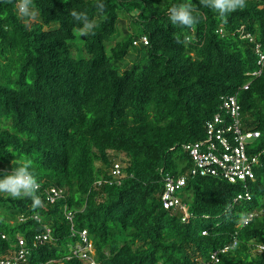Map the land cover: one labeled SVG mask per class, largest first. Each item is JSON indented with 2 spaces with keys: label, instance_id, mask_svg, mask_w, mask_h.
I'll return each instance as SVG.
<instances>
[{
  "label": "trees",
  "instance_id": "trees-1",
  "mask_svg": "<svg viewBox=\"0 0 264 264\" xmlns=\"http://www.w3.org/2000/svg\"><path fill=\"white\" fill-rule=\"evenodd\" d=\"M255 44L264 53V0H0V254L86 264L70 256L85 230L96 264H198L233 237L214 264H264V216L241 222L264 205ZM227 96L260 132L249 144L259 153L251 199L233 202L240 183L195 176L177 192L187 216L164 208V174L187 173L182 145L204 138ZM112 153L124 155L120 184ZM49 186L63 191L53 204Z\"/></svg>",
  "mask_w": 264,
  "mask_h": 264
},
{
  "label": "built area",
  "instance_id": "built-area-1",
  "mask_svg": "<svg viewBox=\"0 0 264 264\" xmlns=\"http://www.w3.org/2000/svg\"><path fill=\"white\" fill-rule=\"evenodd\" d=\"M21 2H17L19 5ZM244 37L253 40L252 35L245 34ZM142 42L147 43V38L142 36L140 40H134V44ZM255 51L259 52L258 64L264 65V53L260 52V44H255ZM260 73V70L252 72V74ZM248 84L244 85V88ZM220 112H216L212 118L205 122L204 138L186 142L182 145L183 150L188 154L191 164L186 174L173 175L166 173L163 176V191L161 192V202L166 209H179L183 211V215L187 216L185 205L181 202L177 192L186 183L187 177L195 176H214L227 180L230 183H240L241 190L232 199L233 202L251 199V192L248 183L255 180L254 167L259 164V153L253 152L250 149V141L257 139L260 132L256 129H246L242 123V112L240 104L235 96H227L222 98V103L219 106ZM222 113L225 115L222 116ZM123 165L119 160H113L110 166V174L115 182L120 184ZM22 185L27 187V176L21 178ZM98 184L100 180L96 181ZM38 185H35L36 188ZM44 202L53 204L58 199L63 197L62 188L49 186L43 189L42 192ZM64 216L70 222L73 218L71 210L63 208ZM264 216V205L258 211L250 212L243 217L241 222L246 224L250 218L255 215ZM35 219H40L35 215ZM20 220L22 217L19 218ZM204 233V232H203ZM21 242V237H18ZM35 240L39 243L50 239V230L45 228L44 232L36 234ZM81 240L71 247L70 256L82 259L86 264H96L93 258V244L88 238L85 230L80 233ZM236 237H233L232 242L222 248L212 251L209 254L208 260L200 261L198 264H214L219 261V255L237 245ZM259 250H264V244L257 246ZM27 251L25 248L13 250L9 253L0 254V264H18L24 262ZM43 263V264H47Z\"/></svg>",
  "mask_w": 264,
  "mask_h": 264
},
{
  "label": "rangeland",
  "instance_id": "rangeland-1",
  "mask_svg": "<svg viewBox=\"0 0 264 264\" xmlns=\"http://www.w3.org/2000/svg\"><path fill=\"white\" fill-rule=\"evenodd\" d=\"M26 6L24 5V3H20L19 5H18V10L19 11H22L24 8H25ZM122 26L123 25H128V21L127 20H124V22H123V24H121ZM114 41H115V39H112V41L110 42L111 44H113L114 43ZM74 43H75V45L76 46H78V45H81V40L77 37V39L74 41ZM111 156V158L112 159H115V160H119L120 162H121V164H123V161H122V159H124L123 157H124V155L123 154H118V155H115V154H111L110 155ZM96 164L97 165H99V166H101L103 169H104V166L103 165H101V163L100 162H96ZM107 168V167H106ZM9 184V183H8ZM11 185V184H10ZM19 188V187H18ZM10 189H14V190H16L13 186H10ZM5 192H6V190H8V189H3ZM181 191V190H180ZM179 191V192H180ZM178 192V193H179Z\"/></svg>",
  "mask_w": 264,
  "mask_h": 264
},
{
  "label": "clouds",
  "instance_id": "clouds-1",
  "mask_svg": "<svg viewBox=\"0 0 264 264\" xmlns=\"http://www.w3.org/2000/svg\"><path fill=\"white\" fill-rule=\"evenodd\" d=\"M238 241V240H237ZM259 245V244H258Z\"/></svg>",
  "mask_w": 264,
  "mask_h": 264
}]
</instances>
